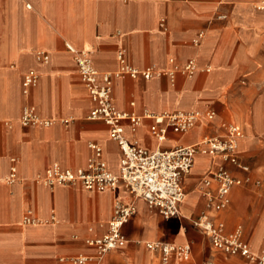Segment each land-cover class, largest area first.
<instances>
[{"label":"crops","instance_id":"crops-1","mask_svg":"<svg viewBox=\"0 0 264 264\" xmlns=\"http://www.w3.org/2000/svg\"><path fill=\"white\" fill-rule=\"evenodd\" d=\"M220 14L225 19H217ZM200 31L205 35L196 47L193 40ZM68 47L93 49L92 65L100 73L116 70L119 51L137 69L155 66L165 72L170 59L178 64L195 60L199 71L191 79L177 74L174 87L165 75L113 80V102L120 112L200 113L186 133L168 132L167 142L155 140L148 119L134 136L123 122L124 135L153 151L223 138L234 125L242 132L238 156L249 171L220 158L196 156L182 180L179 216L170 219L133 199L121 185L105 191L78 183L46 185L42 178L53 165L85 168L90 144L102 149L110 172L117 175L120 167L121 153L109 127L88 118L94 104ZM38 51L48 55L46 63L36 59ZM29 71L38 82L24 93L22 81ZM25 106L42 118H70L72 123L67 128L23 126ZM219 166L247 181L231 189L224 209L207 212L200 188ZM116 200L134 202L136 212L122 228L124 247L107 254L102 264H161L160 255L144 245L155 241L190 243L188 260L173 256L167 264H201L202 259L203 264H253L211 248L190 223L202 212L221 222L226 233L241 227L253 253H264V0H0V264H55L59 256L92 255L85 240L105 233ZM201 241L207 252L199 259Z\"/></svg>","mask_w":264,"mask_h":264},{"label":"built area","instance_id":"built-area-1","mask_svg":"<svg viewBox=\"0 0 264 264\" xmlns=\"http://www.w3.org/2000/svg\"><path fill=\"white\" fill-rule=\"evenodd\" d=\"M261 8L260 6L258 9ZM217 19H225V15L220 14ZM160 26H164V20L160 21ZM204 35V31L197 34L193 40L196 47L201 45ZM68 49L74 54L79 79L94 104L88 118L100 120L109 127V137L117 144L121 153L120 167L117 175L110 172L102 158V149L90 144L92 154L85 168L70 170L53 165L42 178L46 185L52 187L78 183L87 190L95 191L115 190L118 185H121L133 199L142 200L149 209H156L164 219H170L179 216V207L185 197L182 180L193 168L196 156L220 158L224 163L230 164L241 172L249 171L248 166L241 162L238 156V142L242 138V132L234 125L227 128L226 136L223 138L206 137L190 146L176 145L167 149L159 147L153 151L140 146L135 138L128 140L124 135L123 122L129 124L134 136L142 121L148 119L152 121L149 127L151 135L158 143H162L166 140L168 132L184 134L190 130L199 119L200 113L172 111L159 115L149 112L137 115L120 112L113 102V80L124 77L150 80L153 77L165 75L170 85L174 87L177 74L185 79H191L199 71L195 60L178 64L170 59L171 68L165 72L155 66L137 69L127 63L124 51H119L116 54L118 64L116 70L100 73L92 65L93 49L84 51H76L70 47ZM36 59L46 63L48 55L44 51H38ZM37 82L38 76L33 71H29L23 77V92L27 93L29 88L36 86ZM207 115L212 116L211 113ZM21 123L23 126L47 128L61 125L67 128L72 120L70 118H42L36 113L34 107L25 106ZM14 171L11 169V177L14 176ZM246 181L234 177L224 166L211 170L202 182L205 188H200L205 198L206 211L219 212L224 209L229 203L231 189L243 185ZM213 184L216 188L212 192L209 187ZM135 212L134 202L123 203L116 200L113 215L107 223L105 233L100 237L85 240L86 245L93 248L94 253L73 257L59 256L55 264H102L107 254L124 247L126 239L122 228ZM207 212H202L196 218H190V223L209 239L213 250L227 256H240L253 264H264V253L258 255L253 253L249 244L243 239L241 227L226 233L223 224L213 220ZM144 245L147 250L160 255L161 264H167L173 256L188 260L191 255L190 243L170 244L155 241L146 242Z\"/></svg>","mask_w":264,"mask_h":264},{"label":"rangeland","instance_id":"rangeland-1","mask_svg":"<svg viewBox=\"0 0 264 264\" xmlns=\"http://www.w3.org/2000/svg\"><path fill=\"white\" fill-rule=\"evenodd\" d=\"M131 219H132V218H130V219L128 220V222L131 221ZM128 222H127V223H128ZM203 241H204V240H203ZM203 241H201L200 243H198V245L196 246V252H197V256L199 257V259H200V258H203V255H205L206 252H207L206 243H204ZM202 260H203V259H202ZM202 260H201V264H203ZM208 263H210V262H208Z\"/></svg>","mask_w":264,"mask_h":264},{"label":"bare ground","instance_id":"bare-ground-1","mask_svg":"<svg viewBox=\"0 0 264 264\" xmlns=\"http://www.w3.org/2000/svg\"><path fill=\"white\" fill-rule=\"evenodd\" d=\"M168 140H166L165 142H167Z\"/></svg>","mask_w":264,"mask_h":264}]
</instances>
